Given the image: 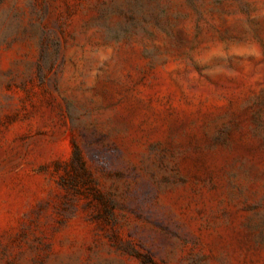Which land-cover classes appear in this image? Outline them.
I'll return each mask as SVG.
<instances>
[{"label":"rangeland","instance_id":"1","mask_svg":"<svg viewBox=\"0 0 264 264\" xmlns=\"http://www.w3.org/2000/svg\"><path fill=\"white\" fill-rule=\"evenodd\" d=\"M0 264H264V0H0Z\"/></svg>","mask_w":264,"mask_h":264}]
</instances>
